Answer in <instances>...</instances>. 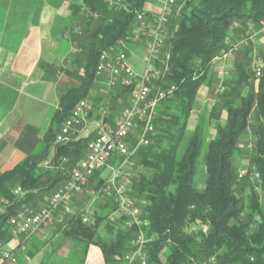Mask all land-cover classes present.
<instances>
[{
  "label": "trees",
  "instance_id": "16d2710c",
  "mask_svg": "<svg viewBox=\"0 0 264 264\" xmlns=\"http://www.w3.org/2000/svg\"><path fill=\"white\" fill-rule=\"evenodd\" d=\"M147 1L121 0L120 7L111 6L109 0L70 4L76 25L69 31L81 49L83 74L78 86L60 95L52 122L61 125L76 103L91 99L99 52L136 28V11L151 14ZM177 4L180 8L167 23L160 53L169 54V68L162 80L154 81L158 88L174 85L175 89L156 107L149 144L138 146L130 158L134 164L130 195L138 199L142 225L128 226L127 217L120 214L111 221L115 207L108 198L94 207L87 223L72 216L57 224L69 238L99 247L104 264H121L139 228L147 240V264H264V69L256 88L243 72L231 89L229 84L224 86L228 91L224 99L213 103L206 116L214 121L213 138L206 141L210 125L201 116L193 130L187 129L199 87L211 85L208 76L213 60L228 53L233 33L247 36L248 23L259 25L264 19V0H178ZM242 83L247 86L245 94H233ZM106 86L109 101L103 121L113 126L120 111L130 105L134 86ZM95 109L90 108L88 115ZM249 128L254 145L247 156L248 171L254 168L259 173L254 180L249 175L239 178L234 162L237 143ZM140 130L138 123L128 137L131 146ZM48 137L50 143L55 134ZM86 142L87 138L79 137L55 143L48 168L40 165L42 154L35 153L0 170V244L12 238L8 217L46 204L83 156ZM200 160L205 172L198 187L195 176ZM104 170L94 172L87 183L97 194L105 182ZM17 186L22 194H14Z\"/></svg>",
  "mask_w": 264,
  "mask_h": 264
},
{
  "label": "crops",
  "instance_id": "0c3cea01",
  "mask_svg": "<svg viewBox=\"0 0 264 264\" xmlns=\"http://www.w3.org/2000/svg\"><path fill=\"white\" fill-rule=\"evenodd\" d=\"M80 1L0 0V170L35 153L42 154L40 165L44 161L52 162L55 142L48 143V134H56L60 127L59 123L52 122V116L59 106L60 95L78 86L83 74L79 61L81 49L76 47L74 32L69 31L76 25L70 4ZM152 7L158 10L159 4L147 2L146 8L154 10ZM248 31L250 50L244 57L252 58L247 65L251 69L246 73L248 83L253 82L256 88L252 59L256 53L264 51V29L252 25ZM234 35H231L234 41L238 40L237 34ZM128 50L136 69L143 64L144 45L134 43ZM236 55L213 60L212 72L220 82L227 76L236 77L238 65L234 66V61L241 56ZM258 57L264 65V58ZM220 88L213 91L222 93ZM210 90L212 88L206 84L199 87L194 100L197 115L193 109L194 117L192 120L189 117L191 125L189 121L187 124L189 131L194 129L204 108L213 105L214 100L208 97ZM244 90L246 92L247 86ZM89 94L85 123L89 128L96 123L108 124L103 121L109 101L104 76L94 81ZM90 108H96L91 116L88 115ZM224 118L221 114V120ZM214 134L215 130L209 127L206 141ZM63 232L62 227L54 223L30 237H12L6 244H0V264H104L99 247L85 246Z\"/></svg>",
  "mask_w": 264,
  "mask_h": 264
},
{
  "label": "built area",
  "instance_id": "2783aa9c",
  "mask_svg": "<svg viewBox=\"0 0 264 264\" xmlns=\"http://www.w3.org/2000/svg\"><path fill=\"white\" fill-rule=\"evenodd\" d=\"M177 3L178 0H158V10L149 16L144 12L136 11V28L99 52L95 79L104 76L109 87L134 86L130 105L120 111L113 126L101 122L96 123L92 128L85 123L86 102L79 101L74 105L71 115L63 120V130L58 135L56 143L85 137L87 142L84 154L72 167L68 178L51 194L46 204L36 210L19 211L8 217L9 233L13 238L30 237L53 223H65L72 216H79L83 223H87L93 215L94 207L88 205L76 210L71 204L72 197L83 194L89 177L103 168L108 169L109 173L105 177L101 193L115 207L109 219L114 221L115 214H120L127 217L128 226L142 225L138 199L130 195L132 174L130 169L134 165L130 158L138 146L149 144V134L154 130L152 121L156 107L175 89L174 85L166 89L158 88L154 81L162 80L169 68V54L160 56V53L165 46L167 23L180 8ZM109 4L122 6L121 0H109ZM237 25L235 22L233 26ZM259 25L264 29V19L259 21ZM248 26L250 28L252 24L248 23ZM247 41L248 37H243L232 44L224 57L235 49L245 47ZM139 42L144 45V67L141 71L134 68L128 53L129 45ZM252 66L255 77H260L263 68L261 58L253 57ZM220 89L222 91L224 87ZM138 123H141V130L136 143L131 146L128 137ZM116 159L119 160L116 165L109 163V160L113 162ZM61 161L64 162L66 159L62 157ZM41 165L50 166L48 161L42 162ZM245 175H249L251 179L259 178V173L254 168L249 172L248 165L238 167L237 176L242 178ZM13 192L23 193L19 186ZM146 242L139 228L132 249L123 255L121 264H144Z\"/></svg>",
  "mask_w": 264,
  "mask_h": 264
},
{
  "label": "rangeland",
  "instance_id": "374dc122",
  "mask_svg": "<svg viewBox=\"0 0 264 264\" xmlns=\"http://www.w3.org/2000/svg\"><path fill=\"white\" fill-rule=\"evenodd\" d=\"M147 2H149L151 4H154L155 6H158V0H148ZM152 8L154 10H157L155 7H152ZM154 10H152V9L150 10L151 14H154L156 12ZM77 31H78V33L80 32L79 29H77ZM243 37H248V41H247L246 46L243 47V48H240V49H235V50H233L232 52H230L228 54V55H231V54L233 55L234 53H236V54L239 55V53H240V55L242 56V57L240 56V59L241 60L236 58L235 61H234V66H237L238 65V70H237L238 73L236 71V74H235L236 77H234V79H232V78H229V76H227L226 78H224L220 82L219 78H216L214 76V73L213 72L210 73V75L208 76L209 81L211 82V85L208 86V87L212 88V91L210 90L209 93H208V97L210 99H213L214 100L213 101L214 103H215V99L216 100H223L224 99V95H226L225 93L228 92V91L226 92V89L225 88H224V90L221 91L222 93L214 92L213 91L214 88L219 89V87H224L227 84H229L227 86L230 87L231 84L238 78V75H239L240 72H243V74L247 75V73H246L247 70L248 69H251L250 67H247V65H249L251 63L250 61H251V58L252 57L251 58H247L248 60H246V58L244 57V55L247 54L249 52V50H250V48H249V46H250L249 44H250V41H251V39L249 38L250 36H248V35L246 36L245 35V36H242V37L238 38V40H235V41H233V39H232L233 42H231V43L232 44H235V42H238ZM139 43H141V42H139ZM76 47L77 48L78 47L80 48V46L78 45V43H77ZM238 55H236V56H238ZM254 56H261L262 58H264V51H260L259 53H256ZM221 58H223V57H221ZM143 67H144V63L142 65H140L139 67H137L136 69L137 70L139 69L141 71L143 69ZM246 67H247V69H246ZM263 69H264V66L262 68V71H263ZM219 83H220V86H219ZM245 87L246 86H244V84L242 83L240 86H238L236 88V91L233 94H236V93L242 94L243 91L245 92V90H244ZM230 89H231V87H230ZM119 108H120V105H119ZM194 110H195L194 111L195 112V115H197V111H196L195 108H194ZM209 110H210V108H204V110L201 112V114L199 115V117L201 116L200 117V120L207 121L208 124L210 125L209 127L212 128V129H214L213 128L214 121L211 120V119H207V117H206ZM222 115L225 116V113L223 112ZM193 117H194V115L191 114L190 119L192 120ZM222 121H223V119H222ZM189 125H191V122L190 121H189ZM187 129L188 130L190 129L189 126H187ZM251 132H252V128H249L248 129V132L246 134H244L240 138L239 142L237 143V146L239 148V153L238 154L236 153V155L234 156L235 157L234 158V162L236 161V167H240V166L247 165V156L250 153V151H251V149H252V147L254 145V143H253V141H252V139L250 137ZM238 160H240L239 164H237V161ZM118 162H119V160H115L113 162L111 160H109V163H111L112 165H116ZM202 163H203L202 160H200L198 162V167H197L196 176H195V183H196V185L198 187H201L202 186V182L201 181L204 178L205 169H204ZM132 168H134V165H133ZM130 170H132V169H130ZM108 173H109L108 169H105L102 172L101 175L105 178V177H107ZM47 196H48V194H47ZM96 201H97V204H96ZM104 201H105V198H104V196H102V193L97 194L92 189H89L88 188V185H87L86 188H85V192L83 194H79L78 196H74V204L73 205H74V208L75 209H82V208H84V207H86L88 205L97 208L98 207V204H102ZM100 232L103 233V229L102 228L100 229ZM146 257H147V252H146ZM163 260L164 259L162 257V261Z\"/></svg>",
  "mask_w": 264,
  "mask_h": 264
},
{
  "label": "bare ground",
  "instance_id": "6f19581e",
  "mask_svg": "<svg viewBox=\"0 0 264 264\" xmlns=\"http://www.w3.org/2000/svg\"><path fill=\"white\" fill-rule=\"evenodd\" d=\"M95 74H96V68H95ZM63 130V122L62 124L60 125L59 127V130L58 132L55 134V137H54V142L56 143L58 141V135L61 134V131ZM146 251V250H145ZM144 251V264H147V257H146V252Z\"/></svg>",
  "mask_w": 264,
  "mask_h": 264
}]
</instances>
